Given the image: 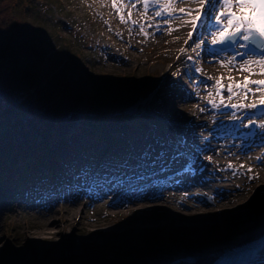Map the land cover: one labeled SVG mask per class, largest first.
Returning <instances> with one entry per match:
<instances>
[{
	"label": "rangeland",
	"instance_id": "374dc122",
	"mask_svg": "<svg viewBox=\"0 0 264 264\" xmlns=\"http://www.w3.org/2000/svg\"><path fill=\"white\" fill-rule=\"evenodd\" d=\"M22 4L24 8H27L24 4H28L29 7L32 6L33 12L30 14V18L33 20L32 26H41L43 33L40 36L47 37L46 41L51 42L52 46L56 45L57 42L66 46L74 45V42L68 38L57 41V35L65 37L67 31L60 32L58 27H53L50 24L62 23V21L69 26L72 24V31L95 44L96 47L91 49L90 53L86 52L82 56L86 73L73 70L66 62L62 63L61 68H59V71L65 74L64 77L68 80L71 88L81 96H83V92H86L88 98L100 108L127 104L131 99V94L125 92L119 83L112 82L107 85L108 88L100 87V85L116 80L120 76H128L134 73V78L137 79L136 88L144 89L155 86L156 95L153 96V92L148 96L144 94L138 96L134 105H126V109L130 113L145 111L156 96L160 98L161 94L171 89L172 92L176 93L177 106H175L174 112L176 111L178 114L174 112L165 113L163 118L186 122L187 125L201 122L199 118L201 114L199 111L200 104L206 102V99H198V97L204 87L193 88L187 71L191 63L185 59L186 52L194 47L193 43L190 45L191 47H187L188 50L183 54L185 56L180 54V49L183 47L181 45L188 39L186 29L185 31L179 29L171 33L165 31L160 36L147 39L130 29L128 23H122L120 18L115 16L108 0H25ZM58 5L62 11L57 9ZM44 19L48 20L46 25H36ZM108 21L110 22L109 26L107 25ZM178 25L179 22L175 21L170 26L176 29ZM97 46L100 47V50L97 49ZM193 61L202 68L207 65L202 54H197V52ZM209 67L212 68V71L204 72L213 78H219L221 75L226 77L227 73H233V71H226V68L219 64ZM173 73L176 75L174 76ZM164 77L166 78L165 82H163ZM224 83L228 84L227 79L224 80ZM215 99L219 102V97L216 96ZM174 131L175 129L172 133ZM190 132L194 134V131ZM168 133V127L162 125L150 130L130 132L128 142L125 144L128 150L123 151V153H128L131 156L125 159L131 160L132 169L130 171L122 170L120 175L125 176V179L113 181L109 185L110 189L103 194L104 196L102 195L103 198L101 197L102 199L99 198L91 203L85 201L84 192L76 190L66 197V203H62L57 198H52L48 199L44 205H36L34 200L25 198L24 194L30 187L27 182L22 181L18 187L19 191L14 195L18 203L13 195L11 196L14 206L13 212H9L10 208L7 205L2 206L3 210L0 211V264H39L44 261L53 264H75V253L70 259L64 260L52 252L48 254L41 251L37 254H31L28 251L32 244L39 245L41 243L49 247L59 242L57 239L53 242L43 241L41 236L44 228L53 220L61 217H63L62 219L73 218L69 226L62 225L60 228L64 230L66 239L61 247L62 253L68 254L72 250L77 252L80 241L90 242L86 248L90 255L88 264H97V261L104 262V264H143V262L147 263L160 257L164 253L165 247L186 248L188 250L206 249L223 241V238H219L217 243L215 237H226L227 232L238 226L237 213H247L250 217L253 213L254 218L260 217L262 211L258 209V206L264 196L261 195L257 201L254 199L257 190L262 187L260 172L263 169L252 168L253 171L248 173L246 169L251 167L253 163L251 161L252 165L247 164L243 159H238L236 162V174H233L232 171L226 172V175L213 177L216 183H229L232 181V176H236L237 180L228 190V193L235 197L226 199L225 205L222 206L217 205L215 198L211 196H206L195 202L198 205L197 208L199 205L203 206L201 207L203 209L198 211L202 213L211 212V215H205L210 219L206 221L208 226H197L199 225L198 221H193L189 216V211H197L192 198H187V194H191L190 192L185 194V197L187 202H192V206L182 199L169 195V193L162 200L154 199L153 202H151L152 200H144L135 205L121 204L115 206L114 203L118 200V196L124 193L129 186L135 184V180L128 177L133 172L140 171V167L136 163V154L145 153L147 164L156 165L157 170L166 168L170 162L174 163L172 158L164 156L168 150L165 140ZM200 135L198 132H195V135H190V143L204 144L207 148L212 146L211 143H208V137ZM85 140V138L80 137L78 142L84 143ZM68 150L71 151V154L67 155L66 159L72 163V166H75L74 156L80 157L74 149ZM213 154L212 151L205 153L206 156H212L214 159ZM207 163L210 165L213 162L207 160ZM241 164L245 166L243 169L240 168ZM148 165L144 166L143 169L149 167ZM213 171L209 175L213 176ZM250 175L258 176V178L250 180L248 178ZM71 177L78 183L81 182L77 178V173H73ZM90 177H94V174ZM207 181L210 180L207 179ZM236 183L241 186L244 184L243 192L235 194L238 191L233 190V188L236 189ZM49 185L54 187V184ZM65 185L63 184V186ZM170 191L173 190L170 189ZM131 194L124 193L122 195H125L126 200H131L133 196ZM224 195L220 196L224 197ZM238 195L245 197L239 199ZM3 212L5 214L2 216L1 213ZM263 224L264 218H261L252 226L262 227ZM135 226H140L142 229L138 233L135 232L134 235L124 234L108 237L107 235L94 234L99 229L122 230ZM162 234H167V237L162 236ZM152 236L160 239L158 241L155 239L153 246H151L157 252L153 257L146 259V253L141 255L135 246L145 242L144 248H150V241L145 240L148 237L152 238ZM103 240L104 243L100 242ZM5 248L8 251H5Z\"/></svg>",
	"mask_w": 264,
	"mask_h": 264
},
{
	"label": "trees",
	"instance_id": "16d2710c",
	"mask_svg": "<svg viewBox=\"0 0 264 264\" xmlns=\"http://www.w3.org/2000/svg\"><path fill=\"white\" fill-rule=\"evenodd\" d=\"M24 1L0 0V211L7 205L10 213L14 206L10 200L9 182L12 179L18 182L20 177L35 178L37 173L44 171L40 166L42 163L56 164L55 160L63 154V149L56 145L68 147L63 142L66 134L77 132L84 136L89 142L85 145L95 141L93 145L104 146L111 139L114 141L113 154H121L117 147L121 144L119 132L127 134L138 127L149 128L157 123L152 117L125 113L126 105H134L138 96L154 89L136 88L134 73L100 85L108 88L112 82L119 83L125 92L131 94L127 104L100 108L86 92L81 96L74 91L65 74L59 71L60 65L66 62L73 70L86 73L82 56L95 48L94 44L72 28L67 29L63 23L55 22L50 25L58 27L60 32L67 31V37L57 35V41L68 38L74 45L57 42L52 46L46 41L47 37L40 36L43 33L41 26H32L30 14L33 9L28 4H24L27 6L24 8ZM57 9L62 11L60 5ZM47 22L44 19L36 25H46ZM175 95L163 93L151 102L150 108L174 112L177 106ZM74 138L78 140L75 134ZM49 141L54 145L53 153L47 148ZM80 147L77 149L80 153L83 149L89 150ZM65 165L69 166L68 163ZM60 168L62 172L66 170L63 166ZM162 236L167 237V234ZM152 238L145 240L151 242L150 248H144L145 242L135 246L141 255L146 253V258L157 252L151 246L155 239H160ZM39 264L53 263L44 261Z\"/></svg>",
	"mask_w": 264,
	"mask_h": 264
},
{
	"label": "snow or ice",
	"instance_id": "6c2138e0",
	"mask_svg": "<svg viewBox=\"0 0 264 264\" xmlns=\"http://www.w3.org/2000/svg\"><path fill=\"white\" fill-rule=\"evenodd\" d=\"M112 8L119 15L122 23L131 22L137 25L138 22L132 19V11L129 10L127 20L123 14L125 7V0H110ZM131 9H135L137 4H142L144 13L147 14L150 5L160 6V10L155 12L156 17H165L162 21L163 24L169 25L163 31L171 33L178 29L171 27V19H181L183 24H190L191 31L188 32V39L184 41L185 45H189V41H193L194 33L198 30L201 23L207 18L211 22V29L207 30V35L211 37L210 44L214 47L210 49L214 55H218L215 46H221V52H227L223 59H219L221 67H227L229 72L235 68L239 72H246L249 75L244 76L242 80L237 81L234 76L228 75L224 77L221 75L216 78L213 84H208L204 80L196 81L203 84L205 90L209 87L215 89L213 92H208V104L214 108L219 109L230 108L231 111L229 118L233 120H241L242 118L236 115L237 109L240 110H257L261 115H264V79L254 80L250 77L253 75L264 76V0H129ZM177 3H194L199 7L196 9L191 8H177ZM179 13V16L175 15ZM189 17L190 19H184ZM171 18V19H169ZM151 25H149L150 27ZM140 32L147 37L149 33L146 31L144 24H139ZM207 28V26H206ZM160 31V27H157ZM177 39H179L177 37ZM208 43L205 39H199V42L194 43L191 51L196 52L202 45ZM188 49L181 48L180 52L184 53ZM179 59V57H177ZM189 61L193 60L192 56H188ZM196 73H201V67H195ZM175 76L176 73H173ZM211 76H207L206 80H212ZM227 79L229 83L224 84ZM255 85L253 89L251 86ZM227 92V97L224 92ZM255 95L260 93L258 97V104L254 101L252 103H244L243 100L247 99L248 94ZM215 96L219 97V102L216 101ZM240 98L241 102L231 103L233 99ZM228 101L226 103L225 101ZM200 112H205V108H200ZM256 115V111H250L249 116L246 118L247 123L243 124L245 128L254 126L261 130L264 135V119L255 120L251 117ZM245 135H256V132L245 133ZM206 160L211 161L212 156H206ZM257 163L264 165V157H257ZM245 166L240 165L243 169ZM228 168L232 169L233 174H236L237 169L233 168L232 162L229 161ZM251 167L247 168V172L251 173ZM256 179L258 176L250 175L248 177ZM239 187V186H237Z\"/></svg>",
	"mask_w": 264,
	"mask_h": 264
},
{
	"label": "bare ground",
	"instance_id": "6f19581e",
	"mask_svg": "<svg viewBox=\"0 0 264 264\" xmlns=\"http://www.w3.org/2000/svg\"><path fill=\"white\" fill-rule=\"evenodd\" d=\"M198 4H192V9H196V6ZM103 12V11H102ZM184 19H189V17H184ZM171 21H177L179 22V25L176 29H180L181 31H186L189 32L191 30V26L189 27L188 24H183V21L181 19H172ZM108 26L110 25V22H107ZM113 26V24H112ZM157 37V36H156ZM211 40V38H210ZM209 40V42H210ZM192 41H189V45H185L183 43V45H181L182 48H187L191 45ZM226 71H229V69L227 67ZM205 71L206 72H210L212 71V68H210L209 66H205ZM233 73H227L228 75H232L235 77V79L237 81H240L243 79L244 76L249 75L246 72H239L237 71L235 68H233ZM244 75V76H242ZM226 76V77H227ZM251 79H264V76H260V75H253L251 76ZM165 82V81H163ZM253 89L255 87H252ZM208 92H212V87H209L207 90L203 89L202 92V96H205L207 98H211L208 97ZM228 93L226 94L227 97ZM260 93H256L255 95H253L249 101V103L252 102H258V97H259ZM248 97H250V94H248ZM247 97V98H248ZM238 98H236L235 100H237ZM213 108H211L210 110H206L205 112H202L201 114L203 115V120L202 123L206 124L210 121V115L209 113L212 112ZM139 115L142 116V112H139ZM264 119V117H263ZM205 133V132H203ZM219 142H222L221 140H218ZM228 143L225 144L224 146H220L217 145L218 149H224L225 151H216L214 152L213 156H214V160L215 162L218 163L219 166L222 165V167H220V175H226V172H232L230 168H228V163L229 161L232 162V166L233 168L236 169V160L238 158H244L247 163H251V154L253 153L255 150H249L246 153H241L238 150H236V140H227ZM230 144L232 145V149L231 148H226V145ZM225 166V167H224ZM256 169H263L260 172V179L262 180V187H260L257 192H256V197H255V201H257L260 196H264V165H260V166H256ZM217 170V168H215V170L213 171L214 175L216 174L215 171ZM206 179H203L201 181H195V182H188L187 183V187L182 188V189H173L174 192H172V194L174 196L179 197V199H182L185 203L189 204L190 206H192V202H187L186 201V197L185 194L187 193H191V194H187V198L191 199L194 201V206L197 208V204L195 202H198V200H201V198H204L206 196H211L215 198V201L217 203V205L222 206L225 205L226 203V199H231L235 196L230 195L228 193V190L230 189L231 185H233L235 183V181L237 180L236 176H232V181H230L229 183H216L214 181L213 176L209 175V171L206 173ZM202 178V177H201ZM207 179H209L210 181H207ZM242 184V183H241ZM236 189L233 188L234 191H237L235 194H237L238 192H243L242 190L244 189V184L241 186L239 183L235 184ZM239 186V187H237ZM186 192V193H185ZM222 194H225L224 197L220 196ZM234 194V195H235ZM240 197V195H238V198ZM245 196L241 195V197L239 199L244 198ZM138 204V202H134V201H129L127 203V206L130 205H135ZM159 205V204H157ZM164 205V204H163ZM202 205L197 208V211H189L188 214H190L189 216L192 218L193 221H198L199 225L197 226H205V225H209L207 224V220H210L208 217H206L205 215H211V212H205L202 213L201 210L203 208ZM195 208V209H196ZM258 209H260L262 211V214L260 215L259 218H254L253 213L251 214V217L249 215H247V213L242 214V213H237V220L239 221L238 226L234 227L233 230L229 231L226 233V237L223 236H218L215 237L217 243L219 238H223V241L213 245L209 248L206 249H201V250H188L186 248H169V247H165L164 253L157 258H154L150 261H148L147 263H143V264H166L167 262H172L178 258H181L183 255H190L193 256L195 258V261L193 262H181V261H176L174 264H213L215 262V260L217 259L218 255H221L225 250L227 249H231L235 246H240L242 244H244L247 241H250L254 238L257 237V235L259 234V232L264 229V224L262 227H253V223H255L257 220L264 218V199L261 200V203L258 206ZM203 214V215H202ZM58 218L53 220L46 228L43 229V235L41 236V238H43V241H48V242H53V240L57 239L59 242L52 244L51 246H44L43 244H32V246L29 248V252L31 254H37L39 252H45L50 254V252H52V254H58L59 257L61 259H70L73 256V253H75V264H88L90 262V255L88 253V251H86V248L88 247V243L90 242H84V241H80L79 243V249L77 252H74V250L69 251L68 254H63L62 253V245L66 242L65 239V233L63 229H60L62 225H70V223L73 221V218H64L62 219ZM79 221V220H78ZM78 224V223H77ZM142 229V227L140 226H135L134 228L132 227H128L127 229H122V230H113V229H99L96 230V232L94 234L99 235V236H105L107 235L109 236H114V235H124V234H128V235H134L136 234L135 232H140ZM234 235V236H233ZM153 240V238H151ZM215 241V240H214ZM100 242H105L100 241ZM97 264H104V262H100L97 261ZM133 264V263H131ZM137 264V263H135Z\"/></svg>",
	"mask_w": 264,
	"mask_h": 264
},
{
	"label": "water",
	"instance_id": "95a60500",
	"mask_svg": "<svg viewBox=\"0 0 264 264\" xmlns=\"http://www.w3.org/2000/svg\"><path fill=\"white\" fill-rule=\"evenodd\" d=\"M153 256H154V255H153ZM153 256H152V257H153ZM146 259H148V258H146ZM175 262H176V261H175ZM175 262H173V263H175ZM143 263H144V262H143Z\"/></svg>",
	"mask_w": 264,
	"mask_h": 264
}]
</instances>
